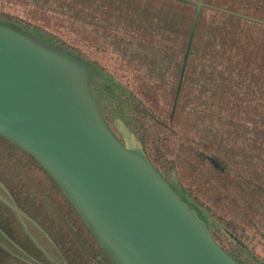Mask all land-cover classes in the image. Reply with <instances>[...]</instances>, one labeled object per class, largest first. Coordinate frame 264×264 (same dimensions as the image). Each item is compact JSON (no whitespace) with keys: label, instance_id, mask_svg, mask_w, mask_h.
Wrapping results in <instances>:
<instances>
[{"label":"water","instance_id":"water-1","mask_svg":"<svg viewBox=\"0 0 264 264\" xmlns=\"http://www.w3.org/2000/svg\"><path fill=\"white\" fill-rule=\"evenodd\" d=\"M181 1L195 10L170 118L201 8L264 24L204 0ZM111 87L91 60L0 16V137L52 179L109 264H250L218 242L207 212L152 162L133 120L108 101Z\"/></svg>","mask_w":264,"mask_h":264},{"label":"rangeland","instance_id":"rangeland-1","mask_svg":"<svg viewBox=\"0 0 264 264\" xmlns=\"http://www.w3.org/2000/svg\"><path fill=\"white\" fill-rule=\"evenodd\" d=\"M246 1L245 4L251 7L248 3L257 0ZM150 2L0 0V16L51 35L117 78L129 83L136 78L140 83L144 81L145 105L157 111L160 123H154L150 117L144 121V131L136 128L147 137L146 149L153 162L168 178L178 180L192 192L197 202L192 201L216 224L212 229L224 248L242 260H249L250 264H264V188L256 186L259 182L264 185V163L259 164L261 160L257 159L251 165H245L246 154L252 147L257 150L258 144L255 141L246 146L243 139H238L243 149L240 158L233 162L237 167L234 169L230 159L226 158L228 144L233 141L229 133L219 142L208 139V146L214 150L213 154L217 153L223 165L220 172L208 160L198 157L197 152L203 150L208 154L211 150L197 141L194 121L195 117H198L197 122L208 120L206 125L211 126L213 132L249 128L247 113L257 115L256 112L263 109L257 92L258 76H252V81L246 83L236 81L227 89V101H221L217 79L224 68H209L206 62H197L198 77L193 73L189 75L194 82L192 96L203 90L211 97L188 101L181 106L177 122L164 127L165 121L172 123L174 118V113L171 118L169 116L168 104L173 90L171 82H175L182 61L183 38L178 31L173 33L162 24L151 23L153 5ZM255 11L264 19V4ZM202 17L205 30H209V17L203 13ZM153 39L157 42L153 43ZM212 61L223 63V58L218 53ZM138 63L148 66L146 77L134 74ZM247 66L254 68L253 64ZM206 73L210 76L205 77ZM152 77L153 81L150 80ZM237 88L238 96L234 98L233 91ZM222 116L226 122L220 120ZM259 125L255 118L249 126L258 128ZM241 247L245 250L240 251Z\"/></svg>","mask_w":264,"mask_h":264},{"label":"trees","instance_id":"trees-1","mask_svg":"<svg viewBox=\"0 0 264 264\" xmlns=\"http://www.w3.org/2000/svg\"><path fill=\"white\" fill-rule=\"evenodd\" d=\"M150 1V3L153 5L150 9V12H152L151 23L162 24L165 28H169L173 33L175 31H178L183 38V46L181 49V52L183 54L190 30L194 7L189 3L181 0ZM205 1L210 4L212 3L213 5L231 9L258 18H260V16L256 13L255 10L260 8L261 4H264V2L253 1L251 3H248L251 4L250 7L249 5L245 4V0ZM120 7H118L119 10ZM107 11H109V8H107ZM202 13L207 14V16L209 17L207 21L210 27L209 30H205V22L202 17ZM202 13L199 17L193 37L178 101L176 104V109L174 112V118L172 120V123H167L165 121L164 127H166L167 125H174L177 122L181 106H185L186 104H188V101H198L200 100V97H211L209 93H206L203 90H200L198 94L192 96L194 82L189 79V75L190 73H193L198 77V73L195 70V64L197 62L204 61L207 63V66L209 68H224L221 75L217 79V85L219 87L218 99L221 101H227V89L234 85L236 81L246 83L248 80L252 81V76H258V80H256L258 85L257 92L260 98V107H263V109L256 112L257 115H249L247 113L249 128L232 129L225 132H213L212 127L206 125V123L209 122L208 120H201V122H197L198 117H195L194 121L195 128L196 130L198 129V131L195 130L196 137H198L197 141L207 150H211V152H208V154L205 153L207 151L203 150L197 152L198 157H200L201 159L204 158L208 160L205 155L208 156L210 154V156L218 160V158L220 157L217 156V153L213 154L214 150L208 146L207 141L208 139H212L214 140V142H219L223 139V135H227L229 133V136L233 138V141L228 144V153L226 154V158L230 159L234 169H237V167L234 166L233 162L234 160L240 158L243 149V147L238 142L239 138L243 139L246 146H251V144H253L255 141L258 144L257 150H254L252 147L251 150L246 154L245 165L249 166L257 159L261 160L259 164H262L264 163V24L252 22L237 16L228 15L211 9H204ZM45 34L49 37L51 36L47 33H44V35ZM154 42L157 41H154L153 39V43ZM218 53H220L221 58H223V63L212 61L214 60V55ZM140 64L138 63V67L137 65L135 66L136 69L134 74L138 73V76L146 77L148 73V66L145 67L143 63L141 65ZM247 64H253L254 68L249 69ZM98 67L112 86V93L108 96V101L114 102V105H117L119 111L126 113L133 120L135 126H138V129L144 131V121L150 117L154 123H160V115L157 113V111L153 110L149 105H145L144 99L146 98V93L142 88L144 81L140 83V81L136 78L129 83L124 79H120L112 75L104 67H101L100 65H98ZM178 76L179 72L177 74L175 82H171L173 90L171 91V98L168 104L169 110L172 107ZM204 76L209 77L210 75L206 73ZM150 80L153 81V77ZM233 93V97L237 98L238 88L235 89ZM118 96L122 100L121 105H118L116 103V97ZM255 118L260 123V125L258 126V128H251L249 125L251 124V122L255 121ZM220 120L226 122L224 116H222ZM140 135L146 149L147 145L145 139H147V137H143V134L141 133ZM146 152L153 162V159L151 158L147 149ZM222 152L225 153L224 150H222ZM211 165L215 169L222 172L219 167H215L212 163ZM236 176L240 175L237 174ZM256 186L258 188H264L262 182H259ZM187 191L193 196L192 192L189 189H187ZM241 250L245 249L241 247L240 251ZM251 260L257 261L259 259L251 258ZM247 263H249V260L247 261Z\"/></svg>","mask_w":264,"mask_h":264},{"label":"flooded vegetation","instance_id":"flooded-vegetation-1","mask_svg":"<svg viewBox=\"0 0 264 264\" xmlns=\"http://www.w3.org/2000/svg\"><path fill=\"white\" fill-rule=\"evenodd\" d=\"M192 6L194 13L195 6ZM204 9L233 15L203 7L199 17ZM218 161L221 163L219 159ZM0 264H109L70 202L52 179L27 153L2 137Z\"/></svg>","mask_w":264,"mask_h":264}]
</instances>
